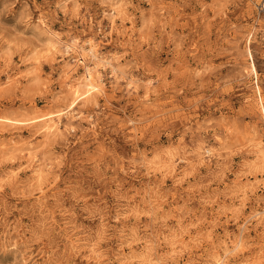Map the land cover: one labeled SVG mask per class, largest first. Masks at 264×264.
<instances>
[{
  "label": "rangeland",
  "instance_id": "rangeland-1",
  "mask_svg": "<svg viewBox=\"0 0 264 264\" xmlns=\"http://www.w3.org/2000/svg\"><path fill=\"white\" fill-rule=\"evenodd\" d=\"M0 264H264V0H0Z\"/></svg>",
  "mask_w": 264,
  "mask_h": 264
},
{
  "label": "bare ground",
  "instance_id": "bare-ground-1",
  "mask_svg": "<svg viewBox=\"0 0 264 264\" xmlns=\"http://www.w3.org/2000/svg\"><path fill=\"white\" fill-rule=\"evenodd\" d=\"M88 45V44H87ZM95 46V45H94ZM70 49V48H69ZM74 51H76V50H74ZM83 51H84V49H83ZM90 56V55H89ZM89 56H88V58H89ZM73 58V57H72ZM80 59H82V58H80ZM99 59V58H98ZM78 60V59H77ZM103 60V59H102ZM102 60H101V62H102ZM81 61H83V60H81ZM100 61V60H99ZM80 63V62H79ZM82 63V62H81ZM98 66V65H97ZM100 66H101V64H100ZM83 67H84V65H83ZM93 67V66H92ZM254 69V68H253ZM91 71H93V70H91ZM88 72H89V70H87V75H86V79L88 80V81H90L91 80V76L88 74ZM86 73V72H85ZM257 77V76H256ZM95 80V79H94ZM90 88L93 90V89H95V88H97L95 85H93L92 83L90 84ZM99 88V87H98ZM81 97V95L80 96H78V97H76V100H78L79 98ZM79 101V100H78ZM75 102L76 101H74V103L72 104V107L75 105ZM60 115V114H59ZM237 245V244H236ZM236 248H237V246H236ZM239 248V247H238ZM217 262V261H216Z\"/></svg>",
  "mask_w": 264,
  "mask_h": 264
}]
</instances>
